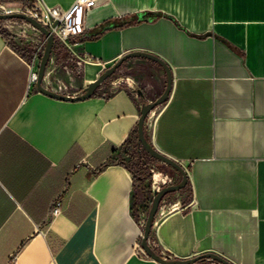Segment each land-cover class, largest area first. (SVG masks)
Returning <instances> with one entry per match:
<instances>
[{
  "label": "crops",
  "instance_id": "0c3cea01",
  "mask_svg": "<svg viewBox=\"0 0 264 264\" xmlns=\"http://www.w3.org/2000/svg\"><path fill=\"white\" fill-rule=\"evenodd\" d=\"M1 30L0 264H162L135 248L149 172L134 177L125 143L142 100L110 80L130 77L154 100L163 66L130 57L90 98L58 99L30 82L29 63L38 71L41 56L18 51ZM132 51L171 69L149 139L189 176L188 189L171 194L187 207L158 224L159 249L264 264V0H96L84 31L55 43L43 82L78 94Z\"/></svg>",
  "mask_w": 264,
  "mask_h": 264
},
{
  "label": "water",
  "instance_id": "95a60500",
  "mask_svg": "<svg viewBox=\"0 0 264 264\" xmlns=\"http://www.w3.org/2000/svg\"><path fill=\"white\" fill-rule=\"evenodd\" d=\"M8 19L25 20L30 24H32L43 35L45 39V45L38 65V71H37L38 77L36 81V86L39 91L54 98L70 100V101H79L90 98L95 93V91L107 81L109 77L115 74V72L121 66V64L130 57H134V56L147 57L157 61L163 66L166 72V86L164 88V91L161 93V95L158 96L156 99L154 100L145 99L144 93L137 86V84L136 83L132 84V87L136 90L137 94L142 100L140 107V117L138 119V128H137L138 139L142 144L143 148L145 149V151L152 157L150 161L151 163H153L160 170L164 171L165 173H168L171 176L177 173L179 174L180 177L179 180L174 184L163 186L160 189L157 188L153 189L152 199L143 230V236L141 238V245L151 258L155 259L156 261L162 264H194L205 260H209L214 264H233L228 259L212 252L203 253L201 255H197L195 257H190V258H175L171 255L162 254L158 252L149 244L150 234L156 227L155 218L162 198L167 195H171L172 193L181 191L182 189H184V187L187 186L189 182V176L187 170L179 162L160 152L151 143L149 139L148 115L151 111L155 110L156 108H158L160 105H162L168 100L172 89V72L168 64L165 61H163L161 58H159L158 56L152 53H148L144 51H132L123 55L113 65L105 69L99 75L98 78L89 82L80 93L74 95L59 93L46 87L43 82L47 71V65L51 57L53 47L56 43L55 36L52 33V31L49 30L40 21L36 20L35 18L23 12H19V11L12 13L0 12V21L8 20ZM150 162L148 163V166H150ZM166 166H169L170 169L169 170L166 169L165 168ZM150 180L151 178L147 179L146 183Z\"/></svg>",
  "mask_w": 264,
  "mask_h": 264
},
{
  "label": "built area",
  "instance_id": "2783aa9c",
  "mask_svg": "<svg viewBox=\"0 0 264 264\" xmlns=\"http://www.w3.org/2000/svg\"><path fill=\"white\" fill-rule=\"evenodd\" d=\"M19 4L20 5L18 9L0 5V12L12 13L15 11H19V12L26 13L30 15L31 17L35 18L36 20L40 21L49 30H51L55 36L56 42L58 41L60 43L68 45L71 39L80 35L84 31L85 14L90 8H92L96 4V0H74L73 3L68 8H63L59 5H50L46 3L44 0H34V3L32 5L24 4L23 2ZM44 45H45V39L44 37H42L39 45L35 49L34 58L37 56H41L44 50ZM29 65L31 67L30 82L36 83L38 72L33 69V66H34L33 61L32 63H29ZM110 83L116 87L121 86V85H127L137 94L136 90L132 87V84L135 82L130 77L116 76L110 80ZM158 108L151 111L148 115L149 135L152 134L154 131ZM149 172H150L149 178H151V180L148 181L145 184V186H146L147 191H149L150 193L151 199H152L153 189L155 188L160 189L163 186L174 184L179 180V177H180L179 174L177 173L174 174L173 176L169 175L168 173H165L164 171L160 170L158 167H156L151 162L149 166ZM186 207L187 205L180 204V200L173 199L171 195H167L162 198L158 211H157L156 218H155L156 227L151 232L150 237H149V244L154 249H156L158 252L162 254L170 255L164 249H159L160 241L157 235L158 224L166 215H168L172 211L177 210V209H183ZM61 209H62V201L60 199H57L54 203L52 212L54 215H56L60 213ZM145 222H146V218H144L141 221V226L143 230H144ZM142 236H143V231L141 233V238ZM135 248L141 249L143 251L144 256L150 258V256L143 249L140 241L136 244Z\"/></svg>",
  "mask_w": 264,
  "mask_h": 264
},
{
  "label": "rangeland",
  "instance_id": "374dc122",
  "mask_svg": "<svg viewBox=\"0 0 264 264\" xmlns=\"http://www.w3.org/2000/svg\"><path fill=\"white\" fill-rule=\"evenodd\" d=\"M24 1L30 5H32L34 3L33 0H24ZM19 3H21V2L20 1H11V0H0V5H3L5 7H12L14 9L19 8V5H20ZM26 3H24V4H26ZM15 12H17V11H15ZM0 28L4 31L9 32V33H13L15 35L16 41L20 45V47L27 49L29 52L33 51L37 48V46L39 45V43L42 39V36H43L40 33V31L38 29H36L32 24H30L29 22L22 20V19L1 20L0 21ZM165 168L168 170L170 169L169 166H166ZM142 186L144 187L143 184L139 185L140 188ZM144 188L142 189L143 198L146 195H149V191H147L146 188L144 190ZM149 199L150 198H148V202H147L148 205L146 206V210L144 211L145 215H146V219H147L148 210H149L150 203H151V201H149ZM173 199H176V198H173ZM146 200H147V198H146ZM180 204H182L181 200H180ZM135 211L137 213H140L141 212L140 206L138 207V205L136 206V204H135Z\"/></svg>",
  "mask_w": 264,
  "mask_h": 264
},
{
  "label": "trees",
  "instance_id": "16d2710c",
  "mask_svg": "<svg viewBox=\"0 0 264 264\" xmlns=\"http://www.w3.org/2000/svg\"><path fill=\"white\" fill-rule=\"evenodd\" d=\"M11 1H21L23 3H26L24 0H11ZM34 1V0H33ZM27 4V3H26ZM1 32L6 37L7 41L18 51L24 52L25 48L20 47V45L15 41L14 36L7 32L1 30ZM128 147V150L131 153V164L133 166H130L131 171L134 174L135 178L143 179L145 176L148 175L149 172V166L148 163L152 159V157L145 151L142 144L140 143L138 139V130L135 129L134 133L130 136V138L125 143ZM189 184V182H188ZM188 184L184 189H188Z\"/></svg>",
  "mask_w": 264,
  "mask_h": 264
}]
</instances>
